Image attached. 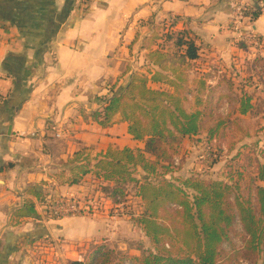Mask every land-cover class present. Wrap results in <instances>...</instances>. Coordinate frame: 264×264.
Returning <instances> with one entry per match:
<instances>
[{
	"label": "crops",
	"instance_id": "1",
	"mask_svg": "<svg viewBox=\"0 0 264 264\" xmlns=\"http://www.w3.org/2000/svg\"><path fill=\"white\" fill-rule=\"evenodd\" d=\"M233 4L94 0L79 8L75 0H0V264H72L84 261L93 242L115 246L113 218H49L47 201L81 185L67 183L68 160L83 148L94 157L143 146L119 114L108 126L92 114L112 87L120 93L129 84L149 22L173 20L228 60L240 54L229 29ZM250 26L264 40V10Z\"/></svg>",
	"mask_w": 264,
	"mask_h": 264
},
{
	"label": "trees",
	"instance_id": "2",
	"mask_svg": "<svg viewBox=\"0 0 264 264\" xmlns=\"http://www.w3.org/2000/svg\"><path fill=\"white\" fill-rule=\"evenodd\" d=\"M255 1L261 4L255 3L245 12L252 22L264 9V0ZM167 39L174 40L182 63L199 58L200 44L188 31L178 30ZM159 46L149 53L151 59L157 57L152 59L153 67L133 73L120 93L115 94L112 87V95L92 114L102 126L113 123L119 114L128 123V132L143 146L109 148L94 157L77 153L68 160L67 179L70 185L82 184L87 174H93L111 197L126 196L128 186L133 185L143 205L138 221L154 249L127 257L120 256L121 250L96 245L86 261L72 264H126L127 259L131 264H220L222 246L236 220L247 235L244 249L261 254L264 264V186H254L255 203L249 196H236L233 201V187L224 180H206L194 174L172 177L182 139L203 132L202 113L185 108V81H180L184 71L166 66L163 60L167 54ZM251 100L248 95L241 97L240 114L253 109ZM260 152L263 162L257 165L255 179L264 181V150ZM26 210L28 215L35 213L33 204Z\"/></svg>",
	"mask_w": 264,
	"mask_h": 264
},
{
	"label": "rangeland",
	"instance_id": "3",
	"mask_svg": "<svg viewBox=\"0 0 264 264\" xmlns=\"http://www.w3.org/2000/svg\"><path fill=\"white\" fill-rule=\"evenodd\" d=\"M255 3L261 4L255 0H234L229 29L235 33V44L240 48L239 55L224 60L223 57L205 51L207 47L200 45L202 50L200 49L199 58L182 63L172 44L174 40L167 39V35L178 30L173 26V20H165L166 22H149L145 29L149 35L144 37L146 40L139 42L146 50L142 53V58L140 50L134 52L136 61L134 60L133 68V73L150 69L152 59L157 58L154 56L151 59L150 49L155 44L162 45L167 54L164 64L184 71V79L180 81H185V90L182 91L185 108L188 111L201 110L203 132L182 139L174 156L178 162L172 177H188L194 174L206 180H224L233 187V201L236 196H249L254 203V186H264V181L255 179L257 165L263 162L260 150H264V40L251 29L252 21L245 16V12ZM240 6L243 7L242 15L238 12ZM244 19L248 21V28L245 30ZM138 34L142 35L140 32ZM253 35L261 39L258 46L249 43ZM147 49L150 51L147 52ZM117 89L118 86L114 90L115 94ZM244 95L251 96L253 109L247 114H240L238 108ZM82 151L88 153L84 148ZM84 178L83 184L77 185L74 191L67 192L94 210L89 214L100 213L113 218L116 225L112 236L115 246L107 247L121 250L120 256L127 257L138 256L144 251L154 249L138 221L143 205L136 195L135 187L128 186V194L119 200L110 197L111 200L105 201L103 185L93 174H87ZM246 236L240 221L236 220L222 246L220 264H261V254L244 249ZM96 245L106 247L105 243L93 242L89 250L84 252L83 260H87ZM119 246L123 248L120 249ZM126 262L130 263L128 259Z\"/></svg>",
	"mask_w": 264,
	"mask_h": 264
},
{
	"label": "built area",
	"instance_id": "4",
	"mask_svg": "<svg viewBox=\"0 0 264 264\" xmlns=\"http://www.w3.org/2000/svg\"><path fill=\"white\" fill-rule=\"evenodd\" d=\"M94 0H75L76 6L79 8H86L88 7ZM243 7L240 6L238 8V12L242 15ZM249 43L253 44L254 46H258L261 42L256 35L250 37ZM248 42V41H247ZM178 159L174 158L175 165L177 164ZM111 196H103L105 201L111 200ZM122 195L117 194L116 197H113L115 200L121 199ZM175 206V205H174ZM46 211L47 215L51 218L58 219L66 216H80L89 214L90 212L94 211L91 209L90 206L84 205L82 201L75 198L73 194L70 192H63L59 194V196L51 197L46 204Z\"/></svg>",
	"mask_w": 264,
	"mask_h": 264
}]
</instances>
